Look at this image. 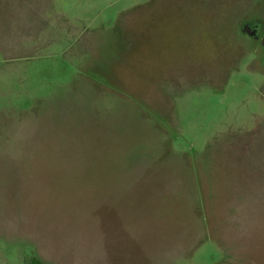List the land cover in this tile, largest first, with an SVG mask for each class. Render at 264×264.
<instances>
[{
  "label": "rangeland",
  "instance_id": "rangeland-1",
  "mask_svg": "<svg viewBox=\"0 0 264 264\" xmlns=\"http://www.w3.org/2000/svg\"><path fill=\"white\" fill-rule=\"evenodd\" d=\"M244 4L0 0L21 40L4 21L0 264H264V0Z\"/></svg>",
  "mask_w": 264,
  "mask_h": 264
},
{
  "label": "crops",
  "instance_id": "crops-1",
  "mask_svg": "<svg viewBox=\"0 0 264 264\" xmlns=\"http://www.w3.org/2000/svg\"><path fill=\"white\" fill-rule=\"evenodd\" d=\"M228 2H230L231 4H244L245 3V0L243 1H240V0H228ZM189 4H191L189 2ZM245 5V4H244ZM239 11H232L231 13H233V15L236 17V15L238 14ZM3 14V10L2 8H0V32L4 30L5 28V25H4V21L6 23V30L8 29L10 32H12V34L14 35V38L13 40L11 41V43L9 44V47L6 48V53H9L13 50H16L18 49V47L20 48V44H21V40L20 38H18V33L20 31V26L18 24V22L16 20H12L13 23H7L8 21L11 22L10 20L8 19H4L2 20V15ZM188 17L185 16L183 19V22H180L181 23V27L182 28H185L187 33H183L184 37H188L192 34V32L194 31L192 28H189L190 25H193V23H195V20L192 22V20L189 18L187 19ZM179 20L177 18L176 20V23H178ZM224 23H227L224 21ZM244 23V22H243ZM197 24V22H196ZM222 25L224 26V24L222 23ZM204 26V29L206 30V32H213L214 30L211 31V28H213L212 24L211 25H208V22H205V24H203ZM204 29H201V30H204ZM192 31V32H190ZM196 33H197V30H196ZM230 34V33H227V35Z\"/></svg>",
  "mask_w": 264,
  "mask_h": 264
},
{
  "label": "trees",
  "instance_id": "trees-1",
  "mask_svg": "<svg viewBox=\"0 0 264 264\" xmlns=\"http://www.w3.org/2000/svg\"><path fill=\"white\" fill-rule=\"evenodd\" d=\"M28 264H45V263H43L42 261L36 258H33Z\"/></svg>",
  "mask_w": 264,
  "mask_h": 264
}]
</instances>
